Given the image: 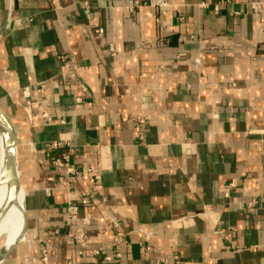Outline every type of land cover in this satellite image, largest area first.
<instances>
[{
    "label": "crops",
    "instance_id": "1",
    "mask_svg": "<svg viewBox=\"0 0 264 264\" xmlns=\"http://www.w3.org/2000/svg\"><path fill=\"white\" fill-rule=\"evenodd\" d=\"M165 1L0 0V110L26 227L0 264H35L42 245L49 264H264V5L250 7L264 0ZM69 150L101 176L80 246L51 232L65 212L53 162Z\"/></svg>",
    "mask_w": 264,
    "mask_h": 264
},
{
    "label": "built area",
    "instance_id": "2",
    "mask_svg": "<svg viewBox=\"0 0 264 264\" xmlns=\"http://www.w3.org/2000/svg\"><path fill=\"white\" fill-rule=\"evenodd\" d=\"M153 5L156 8L166 9L167 2L165 0H152ZM264 5V2H253L250 4L251 9L254 12H259ZM141 4L135 1L134 3H129L128 10L141 8ZM102 31L96 30V33H101ZM258 51L264 57V41H258L257 44ZM60 62L62 65V74L64 77L70 81H75L76 67L74 64L67 62L62 57H60ZM79 88L84 90L83 85H77ZM42 88V87H41ZM43 118L48 120L47 115L44 113ZM141 139V138H139ZM52 149H58V144H51ZM73 154L72 150H69V154L57 159L53 162V166L61 169L63 175L59 176L56 181L55 188L60 189L65 193V204H64V220L63 223L52 229V236L57 239L60 235L65 234L69 241L74 242L76 245H83L86 241L85 227L90 225L92 217L89 215L80 217L79 215V206L86 207L91 201L94 200V193L100 190V180L101 176L98 171L94 170L87 163H82L80 166H74L70 162V156ZM85 178L91 182V190H82L78 191L76 188V183L79 178ZM235 187V182L225 183L220 188V194L223 199L228 200L230 198V192ZM257 201L251 200L247 202H242L240 207L248 212L253 213L256 210ZM78 223H81L82 226H77ZM112 227L117 231V237L114 240V246L118 247L126 239V234H124L118 227L117 223L112 222ZM148 250V248H145ZM81 254V253H79ZM93 257H100V251H94L92 253ZM116 258H119L120 255L116 254ZM105 261H110V258H105ZM165 262V261H162ZM27 263V261H26ZM35 264H49L47 259V253L45 247L40 246L39 258ZM173 264H180V261L173 259Z\"/></svg>",
    "mask_w": 264,
    "mask_h": 264
},
{
    "label": "bare ground",
    "instance_id": "3",
    "mask_svg": "<svg viewBox=\"0 0 264 264\" xmlns=\"http://www.w3.org/2000/svg\"><path fill=\"white\" fill-rule=\"evenodd\" d=\"M5 168L2 139L0 137V261L4 252L17 244L24 235V191L21 187L12 191Z\"/></svg>",
    "mask_w": 264,
    "mask_h": 264
},
{
    "label": "water",
    "instance_id": "4",
    "mask_svg": "<svg viewBox=\"0 0 264 264\" xmlns=\"http://www.w3.org/2000/svg\"><path fill=\"white\" fill-rule=\"evenodd\" d=\"M0 137L2 139V145H3L5 168L8 172L11 181L12 191H15L20 186L19 174L16 168V135L10 122L4 116L1 110H0ZM25 229L26 227L24 223V235L22 239L17 244H15L11 249L4 252L0 263L2 262V260L9 251H11L16 245H18L20 242L24 240Z\"/></svg>",
    "mask_w": 264,
    "mask_h": 264
},
{
    "label": "rangeland",
    "instance_id": "5",
    "mask_svg": "<svg viewBox=\"0 0 264 264\" xmlns=\"http://www.w3.org/2000/svg\"><path fill=\"white\" fill-rule=\"evenodd\" d=\"M19 187H20V186H19ZM20 197H22L21 194H20ZM12 258H13V254H11V255L9 256L8 261L10 262V261L12 260Z\"/></svg>",
    "mask_w": 264,
    "mask_h": 264
}]
</instances>
